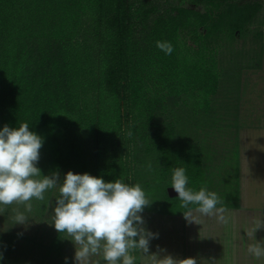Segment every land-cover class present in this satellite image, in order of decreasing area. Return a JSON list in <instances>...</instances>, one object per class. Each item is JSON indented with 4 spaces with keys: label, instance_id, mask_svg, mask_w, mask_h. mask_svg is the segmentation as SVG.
Instances as JSON below:
<instances>
[{
    "label": "trees",
    "instance_id": "1",
    "mask_svg": "<svg viewBox=\"0 0 264 264\" xmlns=\"http://www.w3.org/2000/svg\"><path fill=\"white\" fill-rule=\"evenodd\" d=\"M263 13V0H0V127L27 122L44 138L47 175L140 184L146 213L183 216L176 167L194 190L222 181L221 199L238 198L239 72L226 92L218 57Z\"/></svg>",
    "mask_w": 264,
    "mask_h": 264
},
{
    "label": "clouds",
    "instance_id": "2",
    "mask_svg": "<svg viewBox=\"0 0 264 264\" xmlns=\"http://www.w3.org/2000/svg\"><path fill=\"white\" fill-rule=\"evenodd\" d=\"M157 47L171 54V42L157 41ZM44 138L30 130L27 122L18 127H0V211L5 206L23 204L31 209V201L44 200L45 193L59 187L55 199L53 226L66 233L74 245V264H89L91 257L101 256L105 264H136L135 250L151 257L154 264H199L195 257L178 259L171 254H149L152 239L158 238L145 227L142 213L149 206L146 192L140 184L122 179L106 182L102 176L68 171L61 180L59 173L42 175L37 166ZM171 188L178 194L183 216L189 223L199 224L200 217L215 218L226 223V209L214 191L189 186L184 167L172 170ZM194 213H198L199 217ZM13 225H27L25 212L14 210ZM255 231L264 227V219L254 222ZM255 259L264 257V240L247 245ZM4 259L0 251V262ZM69 264V258H64ZM99 264V261L96 262Z\"/></svg>",
    "mask_w": 264,
    "mask_h": 264
},
{
    "label": "rangeland",
    "instance_id": "3",
    "mask_svg": "<svg viewBox=\"0 0 264 264\" xmlns=\"http://www.w3.org/2000/svg\"><path fill=\"white\" fill-rule=\"evenodd\" d=\"M264 1V0H263ZM263 25L253 26L251 32L240 35L236 38L232 50L223 49L218 59L221 62L223 85L226 92L230 88L233 78L226 79V75L239 72V80L234 88L239 90L234 95H239L240 117L245 126H252V113H264V51L261 52L262 42L255 37L259 30L264 31V13L261 17ZM183 43L187 47H196L197 43L193 37L185 36ZM201 55H207L206 50H200ZM236 52L244 57L237 64ZM233 61V63H232ZM231 62V63H229ZM258 65V68H253ZM222 87L221 96L228 95ZM223 98L221 102L225 101ZM264 122V121H263ZM37 166L42 175H47L43 170L42 162L39 160ZM81 173L76 170L67 169L59 173L61 180L68 172ZM170 194H178L171 188ZM59 195V187L45 193L44 200L31 201V209H25L23 204L5 206L0 211V251L4 259L0 264H63L65 257L69 258V264H74V245L66 233H59L53 226L55 199ZM226 201L227 199H220ZM14 210L25 212L30 220L27 225L14 224ZM145 227L154 233L158 238L152 239L149 245V254L163 256L171 254L178 259L184 258L183 242V216L178 218L160 216L156 214L142 213ZM138 253V256L136 254ZM50 254V255H49ZM138 264H154L151 257H146L140 250H135ZM105 264L101 256L91 257L89 264Z\"/></svg>",
    "mask_w": 264,
    "mask_h": 264
},
{
    "label": "crops",
    "instance_id": "4",
    "mask_svg": "<svg viewBox=\"0 0 264 264\" xmlns=\"http://www.w3.org/2000/svg\"><path fill=\"white\" fill-rule=\"evenodd\" d=\"M252 120L240 130L239 197L226 194L232 199L220 201L228 221L200 217L199 225L183 216L184 258L195 257L199 264H264V257L257 260L247 252L249 243L264 240V227L255 231L254 223L264 219V113H252ZM224 186L217 181L220 199Z\"/></svg>",
    "mask_w": 264,
    "mask_h": 264
}]
</instances>
